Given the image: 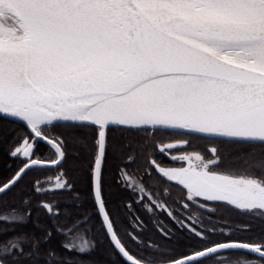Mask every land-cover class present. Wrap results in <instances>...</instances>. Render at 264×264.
<instances>
[{
    "label": "snow or ice",
    "instance_id": "1",
    "mask_svg": "<svg viewBox=\"0 0 264 264\" xmlns=\"http://www.w3.org/2000/svg\"><path fill=\"white\" fill-rule=\"evenodd\" d=\"M0 119L25 123L30 138L55 150L58 159L47 163L58 167L68 159V143L45 129L53 122L91 129L90 142L83 133L81 143L91 149L101 210L109 128L138 132L159 126L246 146L243 167L222 168L213 147L211 156L190 154L184 158L187 167L162 170L163 176L182 186L189 199L222 202L264 217V0H0ZM23 152L28 156L30 148ZM64 176L56 180L61 190L71 188ZM41 206L58 214L52 205ZM23 217L12 210L0 215V223ZM104 219L109 220L107 214ZM81 226L62 229L67 251L85 253L92 247L78 231ZM107 230L131 264H157L134 260L110 222ZM218 250H247L264 261V244L231 242L183 259L169 257L167 264H203L198 258ZM38 255V245L26 252L19 238L0 245V264H23L22 258Z\"/></svg>",
    "mask_w": 264,
    "mask_h": 264
},
{
    "label": "trees",
    "instance_id": "2",
    "mask_svg": "<svg viewBox=\"0 0 264 264\" xmlns=\"http://www.w3.org/2000/svg\"><path fill=\"white\" fill-rule=\"evenodd\" d=\"M45 131L49 137L60 136L67 141L68 159L62 167L28 170L10 189L0 194V215H7L12 210L24 213L22 222L0 223V245L18 238L23 243L26 252L38 245V257H33L31 260L22 258L23 264H108L103 262L108 256L119 257L113 250L108 253L105 250H99L98 254L93 257L90 251L69 252L63 247L65 237L62 235V229L76 223L78 217L83 218L87 215L75 207V195L85 196L84 203L85 206L88 205L87 196L91 193L92 154L90 147L84 146L81 140L83 139L82 134L87 133L90 142L92 130H77L56 123L46 128ZM149 131L151 130L143 132ZM106 135L108 151L101 167L100 193L124 194L125 191L119 187L118 182L122 173L120 165L132 153L140 154L147 143L143 137L123 128H109ZM192 136L196 138L195 135ZM24 140L32 142L29 157H24L19 153L13 155ZM226 143L227 147H221L219 150L221 163L224 164L223 168L243 167L241 156L248 151V148L229 141ZM255 151L257 155L261 154L259 148ZM32 159L51 161L56 159L55 150L44 141L30 138L29 130L24 124L11 119H0V187ZM61 173L65 174L64 179L71 185L70 189L61 190L56 187L57 177ZM38 187L41 189L39 192L36 191ZM43 203L52 205L53 213L58 214H49L41 206ZM130 242V244H137L141 240L139 239L137 243ZM147 242L145 238L142 239L144 245L148 244ZM225 242L257 245L264 242V232L206 233L203 238L185 233H168L158 241L165 249H160L157 253L167 261L169 257L178 258L215 243ZM232 251L235 250H222L218 253ZM49 253H54V257H50ZM133 253L142 252L133 251Z\"/></svg>",
    "mask_w": 264,
    "mask_h": 264
},
{
    "label": "flooded vegetation",
    "instance_id": "3",
    "mask_svg": "<svg viewBox=\"0 0 264 264\" xmlns=\"http://www.w3.org/2000/svg\"><path fill=\"white\" fill-rule=\"evenodd\" d=\"M132 132L143 137L147 145L140 154L129 155L134 158V162H129L126 158L120 165L122 173L118 182L125 193H100V200L104 204L105 214L109 217L108 221L113 226V232L134 259L143 258L145 262L156 260L157 264H167L166 259L157 251L165 249L158 241L168 233L195 235L193 229L203 236L206 233L264 232V217L258 214L247 215L242 210L226 206L222 202H209L203 198L189 199L186 192L182 191V186L163 176L162 170L187 167L188 162L184 159L186 156L199 153L207 158L212 155L209 151L211 148L220 150L221 147H227L226 141L208 140L197 136L193 138L183 132L168 130ZM223 166L221 163L222 168ZM129 180L131 183H126ZM84 197L75 195V207L87 214L83 218L78 217L76 223L82 222L78 231L86 234L91 242V255L96 256L99 250H105L107 253L113 250L119 257L108 256L103 262L126 263L113 246L104 226L93 194L92 172L91 193L87 196V206ZM143 238L148 240V244L142 243ZM130 241L139 243L130 244ZM133 251L142 253L134 254ZM183 256L175 259H182ZM201 259L203 264H234L237 260L264 264L259 257L237 250L217 252Z\"/></svg>",
    "mask_w": 264,
    "mask_h": 264
},
{
    "label": "water",
    "instance_id": "4",
    "mask_svg": "<svg viewBox=\"0 0 264 264\" xmlns=\"http://www.w3.org/2000/svg\"><path fill=\"white\" fill-rule=\"evenodd\" d=\"M14 121H17V122H20V123H22V124H24L25 126H26V124L25 123H23V122H21V121H19V120H14ZM53 124H56V122H53ZM27 127V126H26ZM27 129H28V127H27ZM148 129L149 130H153V128H152V126H148ZM29 130V129H28ZM156 130H166V129H164V128H162V127H157V129ZM168 131H173V130H168ZM177 132H183V133H186V130H183V131H181V130H177ZM41 141H44V142H46L45 140H43V139H40ZM47 143V142H46ZM49 144V143H48ZM56 159H58V157L56 156ZM32 160H36V161H38L39 163H37V164H35V165H32L31 164V161ZM32 160H29L26 164H28L29 165V167L28 168H26L25 169V171L23 172V173H21L20 174V176L18 177L17 176V173L18 172H20V170L7 182V183H5V184H9V182L10 181H12L13 183L10 185V187L8 188V189H10L28 170H31V169H34V168H54V167H57V165H55V164H51V163H47V161H40V160H38V159H32ZM25 166V165H24ZM24 166L22 167V168H24ZM21 168V169H22ZM4 184V185H5ZM3 186V185H2ZM1 186V187H2ZM92 186H93V181H92ZM8 189H6L5 191H7ZM4 191V192H5ZM3 192V193H4ZM0 194H2V193H0ZM93 194L95 195V197H96V202H97V204H98V199H97V193H96V190H95V188H94V186H93ZM99 200H100V197H99ZM43 204H45V203H43ZM98 206H99V204H98ZM99 211H100V213H101V216H102V219H103V223H104V226H105V228H106V231H107V234H108V236H109V238L111 239V241H112V243H113V246L115 247V242L112 240V234L113 233H110V232H108V230H107V224L109 223V221H105V219H104V216H105V212H104V210H101L100 208H99ZM225 243H231V242H225ZM115 249L117 250V252L119 253V255H120V257L127 263V264H131V262L130 261H128V259H127V257H125V256H123V254L122 253H120L119 252V250L115 247ZM218 251H222V250H218ZM237 251H243V252H246V253H249L247 250H237ZM249 254H251V253H249ZM251 255H253V254H251ZM253 256H256V255H253ZM207 257V256H206ZM256 257H258V256H256ZM205 258V257H204ZM183 259V258H182ZM198 259H201V258H198ZM135 260V259H134Z\"/></svg>",
    "mask_w": 264,
    "mask_h": 264
},
{
    "label": "rangeland",
    "instance_id": "5",
    "mask_svg": "<svg viewBox=\"0 0 264 264\" xmlns=\"http://www.w3.org/2000/svg\"><path fill=\"white\" fill-rule=\"evenodd\" d=\"M31 144H32L31 141L24 140V141L21 143V145L19 146V148L21 149V151L18 152V153H19L20 155L24 156V157H29V155H28V156H25V155H24L23 149H24L25 146H28V147L30 148V151H31ZM29 153H30V152H29Z\"/></svg>",
    "mask_w": 264,
    "mask_h": 264
}]
</instances>
